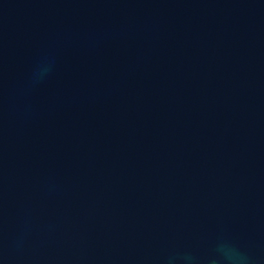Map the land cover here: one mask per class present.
Segmentation results:
<instances>
[{"label":"water","instance_id":"obj_1","mask_svg":"<svg viewBox=\"0 0 264 264\" xmlns=\"http://www.w3.org/2000/svg\"><path fill=\"white\" fill-rule=\"evenodd\" d=\"M0 264H264V0H0Z\"/></svg>","mask_w":264,"mask_h":264}]
</instances>
